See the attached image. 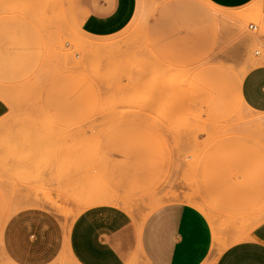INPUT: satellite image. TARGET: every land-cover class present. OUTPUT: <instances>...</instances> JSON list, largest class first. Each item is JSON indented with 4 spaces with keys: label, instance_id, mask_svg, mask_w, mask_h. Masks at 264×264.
<instances>
[{
    "label": "rangeland",
    "instance_id": "374dc122",
    "mask_svg": "<svg viewBox=\"0 0 264 264\" xmlns=\"http://www.w3.org/2000/svg\"><path fill=\"white\" fill-rule=\"evenodd\" d=\"M41 2L0 0V264H80L70 230L94 206L223 213L227 178L215 254L246 239L264 219V112L242 96L257 0H140L107 37L80 30L79 0Z\"/></svg>",
    "mask_w": 264,
    "mask_h": 264
},
{
    "label": "crops",
    "instance_id": "0c3cea01",
    "mask_svg": "<svg viewBox=\"0 0 264 264\" xmlns=\"http://www.w3.org/2000/svg\"><path fill=\"white\" fill-rule=\"evenodd\" d=\"M211 1L215 6L235 8L255 0ZM79 4L80 30L96 37L121 32L138 12V0H79ZM257 7L264 14V0H257ZM242 96L251 109L264 112V62L244 78ZM9 112L8 101L0 95V120ZM224 192L223 213L189 203H169L135 218L122 207H91L72 225L70 249L80 264H128L138 255L149 264H205L218 247L215 220H224L228 232V178ZM215 264H264V219L246 239L216 255Z\"/></svg>",
    "mask_w": 264,
    "mask_h": 264
},
{
    "label": "bare ground",
    "instance_id": "6f19581e",
    "mask_svg": "<svg viewBox=\"0 0 264 264\" xmlns=\"http://www.w3.org/2000/svg\"><path fill=\"white\" fill-rule=\"evenodd\" d=\"M32 1H34V0H32ZM41 1H43V2H41L43 5H44L45 3H47V4L45 5V6H46L45 8L42 6L45 10H47L46 8H48L49 5H51L52 2H53V0H41ZM139 1H140V0H138V12H137V14L139 13V11H140L141 8H142V7H141V3H140ZM41 3H40V4H41ZM42 4H41V5H42ZM31 5H32V3H31ZM39 6H40V5H39ZM49 8H50V7H49ZM137 14H136V15H137ZM216 239H218V238H217V234H216ZM210 259H211L210 261H211V264H212V262L216 259V254H215V256H211ZM210 261H208V262H210Z\"/></svg>",
    "mask_w": 264,
    "mask_h": 264
},
{
    "label": "built area",
    "instance_id": "2783aa9c",
    "mask_svg": "<svg viewBox=\"0 0 264 264\" xmlns=\"http://www.w3.org/2000/svg\"><path fill=\"white\" fill-rule=\"evenodd\" d=\"M253 28H254L255 30L258 29V27H257L256 25H254ZM262 47H264V37L262 38ZM260 52H261L260 49L256 51L257 54H260Z\"/></svg>",
    "mask_w": 264,
    "mask_h": 264
}]
</instances>
